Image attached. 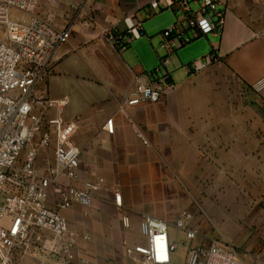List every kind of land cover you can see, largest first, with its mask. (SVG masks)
Here are the masks:
<instances>
[{
  "label": "crops",
  "instance_id": "crops-1",
  "mask_svg": "<svg viewBox=\"0 0 264 264\" xmlns=\"http://www.w3.org/2000/svg\"><path fill=\"white\" fill-rule=\"evenodd\" d=\"M151 1L41 0L37 8V14L57 28L72 31L70 40L56 50L43 88L50 98L67 101L62 108L66 123L79 118L76 130H82V143H75L83 149L84 166L99 163L106 180L119 182L124 197L137 181L152 184L168 169L180 175L181 168L193 166V153L205 140L204 130H216L210 136L212 149L226 152L233 179L236 168L245 174V169L264 166V0H221L226 8L222 31L196 37L165 64L176 89L157 103L128 106L125 93L135 76L151 72L140 49L147 47V39L152 45L161 43L163 34L155 30L166 17H171L167 24H172L175 14L165 8L148 16ZM129 14L141 20L146 38H136L119 51L103 38L102 30L114 26L125 32L124 17ZM212 50L218 59L206 69L192 73L185 67ZM51 114L57 115L58 110ZM111 117L114 134L105 129ZM144 146L151 152L148 159L138 154ZM106 198L111 202L95 194L87 215L80 205L65 211L74 228L92 236L90 241L79 240L78 254L88 264H108L109 247L117 248L123 236L119 227L111 238L109 217L121 207L114 193ZM131 209L134 232L129 244L133 246L144 238L141 207ZM98 217L104 221L101 229L96 226ZM27 255L16 251L14 260L30 264Z\"/></svg>",
  "mask_w": 264,
  "mask_h": 264
},
{
  "label": "built area",
  "instance_id": "built-area-1",
  "mask_svg": "<svg viewBox=\"0 0 264 264\" xmlns=\"http://www.w3.org/2000/svg\"><path fill=\"white\" fill-rule=\"evenodd\" d=\"M40 1L0 0V264H17L16 251L52 253L58 264H88L78 247L80 239L90 241L92 236L74 228L65 211L80 205L87 215L106 180L84 166L83 150L72 139L79 118L66 123L62 108L67 101L50 98L43 88L56 50L70 40L72 31L38 15ZM165 8L176 14L175 22L162 31L160 45L166 54L159 68L135 76L125 93L128 106L157 103L173 92L177 83L165 68L169 57L196 37L219 34L225 24L221 0H152L148 16ZM14 12L20 16L14 17ZM124 21L125 32L114 26L102 30L103 38L119 51L145 35L134 14L126 15ZM188 30L191 35L186 34ZM217 59L212 50L185 67L198 73ZM54 109L58 114L51 116ZM105 129L114 134L112 117ZM49 148H53L51 156ZM114 201L123 205L120 191L114 193ZM123 225L130 226L128 216L123 217ZM174 226L184 232L186 241L199 236L189 215L175 220ZM140 231L144 241L128 248L137 264H173L179 242L171 234L170 223L143 212ZM183 264L246 262L235 246L212 239L208 244L190 245Z\"/></svg>",
  "mask_w": 264,
  "mask_h": 264
},
{
  "label": "rangeland",
  "instance_id": "rangeland-1",
  "mask_svg": "<svg viewBox=\"0 0 264 264\" xmlns=\"http://www.w3.org/2000/svg\"><path fill=\"white\" fill-rule=\"evenodd\" d=\"M13 16L20 14L14 12ZM169 19L171 17H166L167 21L159 24L163 26H157L156 34H161L163 30L169 28L175 22L176 15L172 16V24H167ZM147 42V47L140 49V53L147 61L148 70L153 71L161 66V58L166 52L159 40L156 45H152L148 39ZM81 131L75 130L72 134V139L78 144L82 143ZM212 131L216 130H204L203 145L200 150L193 153L194 165L181 168L180 175L167 168V174L155 183L137 181L131 184L133 187L126 191L121 209L109 217L111 238H114L112 236L114 230L117 234L121 229L123 236L117 248L109 247L111 252L116 248L117 254L113 256V252H110L108 264H137L128 253L133 227L122 225L123 217L128 216L131 220L133 212L131 208L137 206L141 207V213L157 215L170 223L171 233L179 242L173 264L185 262L190 245L205 244L211 238L235 246L242 253L246 264H264V166L245 169V174L242 168L238 171L236 168L233 179L232 168L227 166L226 152L212 149L210 140ZM140 133L138 132L140 139H144L145 136L143 133L141 136ZM47 151L50 156L53 154V148ZM138 154L145 159L151 157L150 149L146 146L140 148ZM88 169L94 174L105 176L97 162L92 163L90 167L88 165ZM118 185L119 182L116 180H106V186L96 194L100 198L105 197L106 202L110 201L106 196L109 197L111 193L119 191ZM187 215L190 216V224L199 232L198 238L192 243L186 241L184 232L174 226L175 220ZM99 219L98 217L96 220L98 228L104 222ZM100 232L102 233L101 230ZM27 256L31 258L30 264L59 263L52 253H31Z\"/></svg>",
  "mask_w": 264,
  "mask_h": 264
},
{
  "label": "bare ground",
  "instance_id": "bare-ground-1",
  "mask_svg": "<svg viewBox=\"0 0 264 264\" xmlns=\"http://www.w3.org/2000/svg\"><path fill=\"white\" fill-rule=\"evenodd\" d=\"M67 103V102H66Z\"/></svg>",
  "mask_w": 264,
  "mask_h": 264
}]
</instances>
